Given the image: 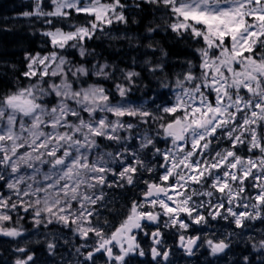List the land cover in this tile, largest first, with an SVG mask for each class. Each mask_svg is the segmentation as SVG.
I'll return each instance as SVG.
<instances>
[{
    "label": "snow or ice",
    "instance_id": "obj_1",
    "mask_svg": "<svg viewBox=\"0 0 264 264\" xmlns=\"http://www.w3.org/2000/svg\"><path fill=\"white\" fill-rule=\"evenodd\" d=\"M30 7L21 15L41 24L38 50H25L23 71L0 63L8 69L0 71V237L19 243L28 231L21 221L31 217L37 231L59 225L80 239L75 264L98 257L128 264L149 254L143 233L160 264L170 255L161 225L180 230L192 255L201 237L182 233L209 217L238 229L264 222V0H32ZM146 9L162 14L166 32L201 45L174 84L160 85L173 98L151 109L130 99L140 72L92 62L98 54L88 47L116 39L119 25L126 33L129 13ZM120 38L131 46V37ZM205 243L212 255L229 248L223 239ZM57 247L58 239L48 242V254ZM256 247L264 249V239ZM14 252V264H36L27 247Z\"/></svg>",
    "mask_w": 264,
    "mask_h": 264
},
{
    "label": "trees",
    "instance_id": "obj_2",
    "mask_svg": "<svg viewBox=\"0 0 264 264\" xmlns=\"http://www.w3.org/2000/svg\"><path fill=\"white\" fill-rule=\"evenodd\" d=\"M130 2V0H129ZM32 0H0V63H7L9 69L13 63L23 71V58L25 50L35 52L38 50L42 37L39 35L41 24L25 18L21 14L24 11L31 10ZM135 18L138 23H131ZM159 18V12L153 17L150 9H146L142 13H129V25L125 33L124 25L117 26V34H126L131 37V46L128 39L116 38L113 40L105 38L103 41L90 42L88 47L94 48L98 54L95 58L107 62L112 65L115 64L118 69L135 70L140 72V76L136 78L135 86L130 94V97L135 99H147L149 105H160L168 100H171L172 92L168 88L161 87L162 83L175 82L176 75L186 70L184 62L192 59L191 49L200 47L191 41L184 39L180 40L170 31L164 30V21ZM83 17H81V21ZM157 24L161 25L160 29L153 33H147L148 27H155ZM152 44L153 48H148L147 45ZM167 53V56L162 54V51ZM93 58L92 62H96ZM133 58L136 63L133 64ZM148 60V65L144 61ZM157 63L164 64V71H157L152 73L149 71L153 65ZM8 69L0 68V71ZM9 74H11L9 72ZM121 73L119 70L115 74V82H122ZM95 79V78H94ZM106 86L112 87L111 81L105 83ZM155 100V105L152 100ZM164 145L165 143L160 142ZM107 151L112 150L111 146ZM139 193H137L138 195ZM128 199H135L131 192L127 194ZM25 221V220H24ZM23 228H30L29 224H23ZM255 244H259V241ZM28 247L30 252L35 254L36 263L42 262L45 258V249L40 246L31 248L25 244L16 243L11 238L0 237V264H14L17 256L13 255L16 247ZM237 253L246 252L247 248H242L240 245H235ZM260 251L262 253H260ZM233 252H235L233 250ZM128 264H155L150 257L144 261L139 262L136 255L126 258ZM251 264H262L264 262V250L262 248H254ZM42 264V263H39ZM191 264H201L199 261H193ZM211 264V263H207ZM222 264H244V260L223 262Z\"/></svg>",
    "mask_w": 264,
    "mask_h": 264
},
{
    "label": "rangeland",
    "instance_id": "obj_3",
    "mask_svg": "<svg viewBox=\"0 0 264 264\" xmlns=\"http://www.w3.org/2000/svg\"><path fill=\"white\" fill-rule=\"evenodd\" d=\"M161 15L162 14L159 13V18L161 17ZM161 21H163V20H161ZM111 35L113 37H117V38L125 36V34H117V32H112ZM110 40H113V39H110ZM95 60L99 61L100 63H104V61H101L99 59L95 58ZM121 80H122V77H121ZM117 83H120V82H117ZM106 87H108V86H106ZM112 87H108V88H112ZM113 91H114V88H113ZM172 98H173V95L171 96V99ZM130 99L136 105L144 104L145 107H147L149 109L155 107V106L149 105L147 99L139 100V99H135L133 97H130ZM129 122L136 123V121L134 119H132V118H129ZM146 127H147L146 125H142L140 128L137 129V131L142 133V132L145 131ZM122 135H128V133H122ZM153 163H154V161H153ZM148 178H149L148 174L146 173L145 174V179H148ZM3 191H4L5 195L8 194L6 189H4ZM23 224H29L30 228H24V229H26L28 231L25 232L24 239L20 240L19 243L25 244V246H27L29 244L31 246V248H35L36 246H40V244H42L43 249L46 250L45 251V253H46L45 258L42 260V262H37L36 264H39V263H42V264H59V261L61 260V257H63L65 259V264H68V261H71L72 264H75V256L72 255V253H74L75 248L77 246H79L80 243H81V241H80V239L78 237H73L71 232H69L67 229H62L61 226H59V225H50L48 228H44L43 226H41L39 228V230L37 231L35 228H33V224L31 222V217H29L25 221L24 220L21 221V226ZM208 225H209V222H208L207 226ZM161 226H163V225H161ZM248 227L250 228V230H252V228H253L254 233L255 234H260L261 237H263V239H264V230H263L264 226L258 225L257 227H254V226L253 227L248 226ZM169 232H170V230H169ZM230 232L233 235L239 234V235H241L243 237V235L246 233V230H244L242 232H239V233H237L234 230L230 231L228 228H227L226 231H222V232L221 231L216 232L215 230H209L207 235H206V237H205V239L202 241V244L200 245V247L197 250L207 247V245L205 243V241L207 239L219 238L221 240L222 239L223 240L226 239L227 241H229L230 238H231V236L229 235ZM53 233H57L58 235L54 236ZM180 234H181V232H178V235H180ZM57 239H58V247L56 249V253L57 254H56L55 257H52V256H50L48 254L47 243L48 242H53L54 240H57ZM65 239H67L69 241V243L67 245L64 243ZM232 242H234V240H232ZM29 251H30V249H29ZM13 255L18 256L19 254L13 252ZM171 257L172 256H170L169 258H171ZM169 262H170V260H169ZM173 263H174V261H172V264ZM97 264H104V262L101 260L100 257L97 259Z\"/></svg>",
    "mask_w": 264,
    "mask_h": 264
},
{
    "label": "flooded vegetation",
    "instance_id": "obj_4",
    "mask_svg": "<svg viewBox=\"0 0 264 264\" xmlns=\"http://www.w3.org/2000/svg\"><path fill=\"white\" fill-rule=\"evenodd\" d=\"M227 225H231V223L229 222V221H226V220H223V219H219V220H217V223L215 224V229L217 230V232H219V231H224L225 230V228H226V226ZM148 228H150L152 231H153V228L154 227H152V226H149ZM148 228L146 229L147 231H148ZM264 230V229H263ZM151 231V232H152ZM161 231L163 232V239H164V244H163V250H168L169 252H170V255L169 256H172L171 257V259H176L175 258V256L174 255H172L173 254V252H175V251H177V253L175 254L176 256L177 255H179V257H178V260L179 261H181V259L183 258V259H186V258H188L189 256H187V255H185L184 254V252L181 250V244H180V240H179V237L177 238V242H176V244H172L173 245V247L171 248L170 247V244L169 243H165L166 242V237H167V234L164 232V229L163 228H161ZM149 232V231H148ZM150 232V233H151ZM149 233V234H150ZM202 232L200 233V235L202 236ZM186 237H190V235L191 234H189V233H185L184 234ZM194 235V234H193ZM216 236V235H215ZM214 236V237H215ZM218 237V236H217ZM144 239L146 240V239H149V237H145L144 235H143V233H140L139 234V240L141 241V247L143 246L144 247V244H142L143 243V241H144ZM205 238H203V239H201V240H199V243H198V245H197V248L195 249V250H197L199 247H200V245L202 244V241L204 240ZM214 240H216V241H219V240H221V239H219V238H213ZM226 240V239H225ZM151 247V246H150ZM228 251H229V248L228 249H225V251L222 253L223 254V256L224 257H227V253H228ZM201 253H202V255H201V257L203 258V259H207L208 258V256H209V254H211L210 253V249L208 248V247H205V249L204 250H201ZM150 257H151V254H150V249H149V254H148ZM152 258V257H151ZM158 259H161V260H163L162 258H158ZM153 260V259H152Z\"/></svg>",
    "mask_w": 264,
    "mask_h": 264
}]
</instances>
